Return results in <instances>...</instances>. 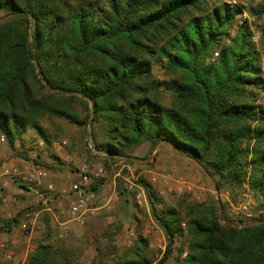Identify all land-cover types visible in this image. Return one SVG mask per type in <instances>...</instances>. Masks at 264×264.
<instances>
[{
	"label": "trees",
	"instance_id": "16d2710c",
	"mask_svg": "<svg viewBox=\"0 0 264 264\" xmlns=\"http://www.w3.org/2000/svg\"><path fill=\"white\" fill-rule=\"evenodd\" d=\"M243 12L223 0H0V136L24 146L30 129L48 147L54 137L41 121L54 115L88 126L90 152L109 163L134 159L144 142H166L217 192L227 187L234 198L245 183L264 210V110L256 103L264 68L251 30L239 23ZM249 14L264 17V0ZM153 65L175 76L154 79ZM73 99L86 104L83 116L70 108ZM138 182L167 244L154 262L138 234V258L120 264H163L179 240L178 264H264V215L239 227L214 195L178 209ZM121 227L109 222L92 238L95 251H114ZM28 264H57L51 246L38 244Z\"/></svg>",
	"mask_w": 264,
	"mask_h": 264
},
{
	"label": "rangeland",
	"instance_id": "374dc122",
	"mask_svg": "<svg viewBox=\"0 0 264 264\" xmlns=\"http://www.w3.org/2000/svg\"><path fill=\"white\" fill-rule=\"evenodd\" d=\"M223 1L243 6L248 20L255 24V29L259 32L256 48L264 68V43L260 41L264 17L249 14L250 8L262 0ZM152 76L161 81L175 76V73L153 65ZM159 96L164 103L171 100L168 91H160ZM256 103L264 110V87ZM70 108L81 117L86 111V104L73 99L70 101ZM41 124L54 137L48 147L30 129L24 132V146L17 142L14 147H10L5 138L0 136V264H28L40 243L51 246L53 259L57 264H62L64 260L70 264H120L138 258L132 252L138 234L148 240L143 256L156 262L162 257L167 242L152 218L145 188L138 180L143 178L149 182L162 196L165 204L178 209L191 202H209L214 195L213 182L209 176L192 160L175 152L166 142H161L154 148L144 142L137 149L134 159L109 163L101 154L94 155L90 152L92 140L87 134L90 131L88 126L85 129L54 115H46ZM39 141H43V145L40 146ZM82 164L103 166L104 173L98 180V190L104 201L99 198L94 202L95 206L101 207L87 217L83 224L66 223L64 226L67 227V232L59 237L62 228L59 226L60 219L67 220L68 216L61 218L60 210H65L67 204L58 192L77 180V171ZM32 166L45 168L48 176L41 180H25V172ZM5 170L8 173H4ZM167 173L172 175L166 179L164 175ZM179 177L183 179L177 180ZM117 178H120L122 186L127 190L126 197L122 199L116 190ZM48 184H52L54 190H49ZM244 185L245 183L242 187ZM25 187L33 189L26 191ZM113 187L116 196H112ZM220 190L222 193L229 189L225 187ZM48 193L53 194L54 199L50 211L44 209L45 204L39 197ZM219 198L221 199L220 195ZM105 200H109L107 205L104 204ZM49 204L46 202V205ZM14 217L16 222L12 221ZM90 220H95L92 226L87 225ZM109 222L122 227L117 234L114 251H106L107 253L100 255L91 244L93 236L87 238L86 234L90 236V231L99 234ZM46 223L49 224L48 229ZM180 241L171 246V252L163 264H178L177 249ZM184 255L185 252L182 253Z\"/></svg>",
	"mask_w": 264,
	"mask_h": 264
},
{
	"label": "built area",
	"instance_id": "2783aa9c",
	"mask_svg": "<svg viewBox=\"0 0 264 264\" xmlns=\"http://www.w3.org/2000/svg\"><path fill=\"white\" fill-rule=\"evenodd\" d=\"M264 22V19H263ZM240 24H247L251 30V40L254 44L259 42V32L255 29V24H252L245 12H243L241 19L239 20ZM217 52H215V56ZM58 143H54L57 145ZM39 145H43V141H39ZM91 147V145H90ZM123 159H119L122 161ZM77 180L71 182L67 187L59 190L60 196L66 200L68 208V218L67 222H76L78 224H83L87 217L93 215L97 207L94 205V202L100 198V192L98 189L94 188L95 181L99 180L103 176L104 168L102 165L97 164L95 166H90L88 164H82L77 171ZM4 173H8L7 170ZM171 173L164 175V178L171 177ZM48 176V171L45 168L41 167H31L27 172H25L24 179L28 181L32 180H41ZM182 177H179L177 180H182ZM178 182V181H177ZM1 183V179H0ZM47 187L49 190H54L52 184H48ZM188 189H191L188 186ZM214 195L223 201V204L226 205V213L228 216L237 221V225L240 227L243 224L256 222L261 216L264 215V210L260 206L259 197H255L253 192L245 184L241 190L238 192L236 197L231 198L229 193L222 192L219 194L215 189L213 190ZM117 193L112 189V196H116ZM41 196V195H40ZM41 199L43 197L41 196ZM104 201V197L100 198ZM42 202V200H41ZM109 200H105V203L108 204ZM45 204V203H43ZM61 213V212H60ZM221 222H225L224 218L220 219ZM62 224V228L59 233V237H62L67 232L66 224ZM22 227H25L23 225ZM30 226V233L31 231ZM130 234H132L130 232ZM11 258V256H9ZM11 264H17L12 262Z\"/></svg>",
	"mask_w": 264,
	"mask_h": 264
},
{
	"label": "crops",
	"instance_id": "0c3cea01",
	"mask_svg": "<svg viewBox=\"0 0 264 264\" xmlns=\"http://www.w3.org/2000/svg\"><path fill=\"white\" fill-rule=\"evenodd\" d=\"M57 186V185H56ZM26 191H31L33 188H31V187H25L24 188ZM39 197H41V196H39ZM43 197V199H41L42 200V203H45V208L44 209H46V210H48V211H50L51 210V205L54 203V199H53V194H46V195H43L42 196ZM46 202L47 203H50L49 205H46ZM104 204L105 205H107L105 202H104ZM51 206V207H50ZM97 207V209H99L101 206H96ZM96 209V210H97ZM95 210V211H96ZM60 212H61V214H62V216H61V218H64V217H67L68 216V208H67V206H66V209L64 210V209H62V210H60ZM61 220V222H59V226H62V224H64L65 222H66V220L65 219H60ZM95 222V220H90V221H88L87 223V225L88 226H92V224ZM68 223V222H67ZM66 224V223H65ZM87 229V228H86ZM88 230V229H87ZM89 231V230H88ZM90 236L88 235V234H86V236H87V238H91L92 236L93 237H95L96 235H98V233H96L95 231H93V232H91L90 231ZM92 237V238H93Z\"/></svg>",
	"mask_w": 264,
	"mask_h": 264
}]
</instances>
